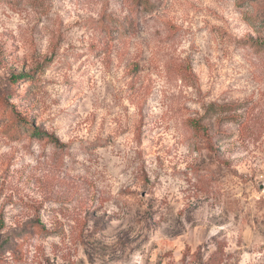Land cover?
Segmentation results:
<instances>
[{
    "label": "rangeland",
    "instance_id": "374dc122",
    "mask_svg": "<svg viewBox=\"0 0 264 264\" xmlns=\"http://www.w3.org/2000/svg\"><path fill=\"white\" fill-rule=\"evenodd\" d=\"M263 18L0 0V264H264Z\"/></svg>",
    "mask_w": 264,
    "mask_h": 264
},
{
    "label": "trees",
    "instance_id": "16d2710c",
    "mask_svg": "<svg viewBox=\"0 0 264 264\" xmlns=\"http://www.w3.org/2000/svg\"><path fill=\"white\" fill-rule=\"evenodd\" d=\"M262 23L264 24V18H263V20H262ZM17 125H19V124H17ZM16 130H17V128H16ZM31 131V133H32V135H34V136H37V137H48L47 136V134H45L44 132H41L39 129H32V130H30Z\"/></svg>",
    "mask_w": 264,
    "mask_h": 264
}]
</instances>
